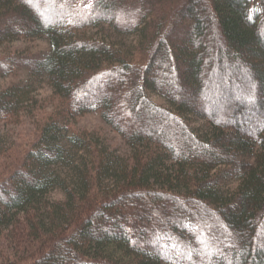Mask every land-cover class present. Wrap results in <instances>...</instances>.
Masks as SVG:
<instances>
[{
	"label": "trees",
	"instance_id": "16d2710c",
	"mask_svg": "<svg viewBox=\"0 0 264 264\" xmlns=\"http://www.w3.org/2000/svg\"><path fill=\"white\" fill-rule=\"evenodd\" d=\"M36 39L0 53V264H264V0H0Z\"/></svg>",
	"mask_w": 264,
	"mask_h": 264
},
{
	"label": "rangeland",
	"instance_id": "374dc122",
	"mask_svg": "<svg viewBox=\"0 0 264 264\" xmlns=\"http://www.w3.org/2000/svg\"><path fill=\"white\" fill-rule=\"evenodd\" d=\"M107 33H110V30H107L106 28L104 29V31L102 29H95L92 34H97L95 36L97 37H102L105 36L107 39H109L110 41H112L114 44H116L117 46L121 47L122 50H128L132 48V44H135L136 42V36L132 35V36H120V35H114L113 33H111V35L109 36ZM9 48H19L22 49L26 52H30V53H35V52H45L48 49V43L46 42L45 39H36V40H13L11 43L5 44L3 46H0V53L5 50V49H9ZM22 74L19 73L17 76H5V77H0V87H3L5 85H7L8 83L12 82V81H23L25 80L26 76H21ZM41 87L38 86L37 91H35V93L37 95H40V97H51L50 94V90L43 85L42 89H40ZM151 99L160 105H166L167 102L159 95L157 94H150ZM53 106H55V103L52 104H47L45 106V111H51L53 109ZM29 122L31 123V121L29 120ZM201 121H193L192 124L194 126H198L200 125ZM28 126L27 128H30L31 125L28 123L26 125H22V126H16V127H20V128H24ZM6 129H9V126H6ZM12 129H15L14 127ZM75 129H77L78 131H99L101 132L103 135L107 136L108 138H110V140H112L113 142H118L120 139L119 137L112 132L109 127L100 119L99 115L97 113H88L83 115L82 117L78 118L76 123H75Z\"/></svg>",
	"mask_w": 264,
	"mask_h": 264
}]
</instances>
